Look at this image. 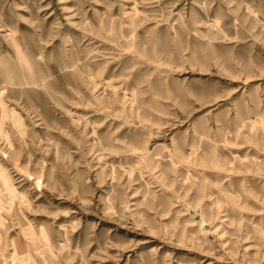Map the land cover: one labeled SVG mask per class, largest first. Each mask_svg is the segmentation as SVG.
<instances>
[{"label":"rangeland","instance_id":"rangeland-1","mask_svg":"<svg viewBox=\"0 0 264 264\" xmlns=\"http://www.w3.org/2000/svg\"><path fill=\"white\" fill-rule=\"evenodd\" d=\"M0 264H264V0H0Z\"/></svg>","mask_w":264,"mask_h":264}]
</instances>
